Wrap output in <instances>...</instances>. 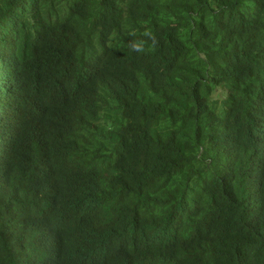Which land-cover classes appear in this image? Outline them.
<instances>
[{
    "label": "trees",
    "instance_id": "16d2710c",
    "mask_svg": "<svg viewBox=\"0 0 264 264\" xmlns=\"http://www.w3.org/2000/svg\"><path fill=\"white\" fill-rule=\"evenodd\" d=\"M0 264H264V0H0Z\"/></svg>",
    "mask_w": 264,
    "mask_h": 264
}]
</instances>
